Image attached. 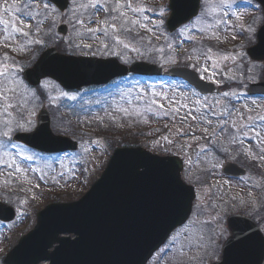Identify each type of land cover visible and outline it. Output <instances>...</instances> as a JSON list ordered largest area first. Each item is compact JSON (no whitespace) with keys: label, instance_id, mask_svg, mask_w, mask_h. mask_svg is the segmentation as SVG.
<instances>
[{"label":"snow or ice","instance_id":"snow-or-ice-1","mask_svg":"<svg viewBox=\"0 0 264 264\" xmlns=\"http://www.w3.org/2000/svg\"><path fill=\"white\" fill-rule=\"evenodd\" d=\"M259 2L264 4V0H259ZM234 5L236 6L235 10ZM248 6L251 7L250 4ZM198 7L199 15H197ZM239 7L237 0H203L202 5L199 0L195 4L191 0H175V3L172 2L170 5L156 10L155 14L158 19L153 20L146 15V12L153 10L135 4L134 0H66V7L63 10L57 6L54 0H19V2L14 0L11 4L6 3L0 6V45L8 47L12 52H26L36 45L43 47L45 39L41 38V33L43 32L46 37L54 38L53 28L57 26V22L67 21L73 30V36L67 41L72 49L91 50L95 45L98 51L116 57L123 64L130 63L131 54L135 53L140 59H147L163 68L165 65L179 63L178 59L172 55L175 52L174 44L165 36L164 46L154 45L152 39L145 37L142 32L164 35L161 30L167 24L168 27L177 30V36L185 37V33H188L189 35L185 38L195 41V36L191 35L194 28L189 26L192 23V18L195 17V24L199 25L198 28H195L196 31L206 39L219 40L218 32L222 27L225 29L236 28L235 23H230L231 18H235L237 22L242 19L244 13L239 11ZM169 8L172 15L166 21L165 15ZM99 14H103L102 20L95 19ZM5 16L8 18H4ZM184 21H189V24H184ZM46 23L48 28L45 31L43 26ZM92 24L96 26H90ZM180 25L183 27H178ZM240 27L243 30V26ZM246 31L249 34L246 38L251 40L255 34L254 29L249 27ZM85 40H90L91 43H85ZM193 52H198V55L195 58L193 55H189L187 59L194 60V62L184 66L185 69H191L189 75L195 84L194 87L185 85L188 87L190 95L180 91L179 85L169 94L162 90L157 91L155 84L142 83L140 79L136 78L114 81L113 86L117 89L119 101L113 96V102L118 105L113 111L122 114L121 118L140 117L144 123L148 122L145 117L151 114L155 117L178 120L181 124L193 121L207 125L208 127L203 128V131L211 142V146L196 145V147H192L191 144L188 145L196 153V161L205 165L202 170L204 172L223 169L225 158L232 152L251 157V159L264 164V115L250 114L245 117L238 109L231 106V99L240 95L235 91L222 93V98L228 103L223 104L219 111L216 106L221 104L220 100L209 102L206 96L201 98L200 93L196 91V88L200 86L199 81L205 80L206 74L210 72L214 78L216 74L214 69L218 66V60L214 59L215 54L210 47L193 49ZM243 57V52H235L223 55L220 59L235 64L237 61L242 62ZM209 61L212 62V69L208 67ZM228 70L232 71L231 68ZM36 72H39V75L34 77L33 73ZM48 75H50V69H42L40 63L27 69L25 63H21L7 54L0 58V166L11 169L12 172L9 175H27L28 170L21 167V164L17 162L18 159L33 161L42 158L29 154L28 145H22L17 141L48 135L45 129L35 125L32 119L34 108L27 107L30 99H38V93L42 94L49 88L47 81L40 80V77ZM225 78L238 79L235 76H226ZM32 84L36 87H30ZM62 95L71 100L76 99L74 95L68 96L67 93H62ZM109 95L111 96L112 93L110 92ZM256 95L264 100V91ZM120 101H123L128 107L119 106ZM251 103L254 107L249 109V112L258 113L260 105H257L256 100H252ZM182 111L183 114H181ZM111 119L116 122L117 117L111 116ZM213 119L216 120L215 125H213ZM208 128H212V131L208 132ZM175 135L176 138L187 135L195 136V131L191 126L187 129L177 127ZM245 137H249V144L256 145L255 151L251 147H244ZM161 139L168 145L176 143V140L169 139L167 136ZM92 143L98 144L99 141ZM158 143V141L155 142V144ZM83 151L88 152L89 149L83 147ZM177 151H183V147ZM233 158L235 157L233 156ZM61 159L59 156L56 157L57 161H61ZM188 164V171L191 172L193 161L190 157ZM31 170L39 171V169ZM64 174L61 172L58 175L63 178ZM52 179L56 180V177L54 176ZM186 179L191 183L190 176H186ZM196 181L202 183L201 177L197 176ZM7 183L5 181L6 185ZM189 189L191 191V188ZM19 203L23 205L27 201L20 200ZM250 203L243 199L236 201L232 197L225 199L224 195H217L211 187H208L204 190L203 199L196 206L195 216L199 217L205 214L211 216L210 220L203 221V225L212 226L211 231L216 239L224 237L225 233L231 229V236L227 238L226 247L234 246V242L243 244L257 236L264 240V236L260 235V229H256L248 219L230 217V213L235 207H247ZM8 211L10 209L0 207V212ZM19 211L17 209V212ZM252 211L255 212L256 209L253 208ZM251 214L250 212L249 215ZM253 229L255 231L250 232ZM187 231L186 228L185 232ZM200 239L202 240L203 237L201 236Z\"/></svg>","mask_w":264,"mask_h":264},{"label":"rangeland","instance_id":"rangeland-1","mask_svg":"<svg viewBox=\"0 0 264 264\" xmlns=\"http://www.w3.org/2000/svg\"><path fill=\"white\" fill-rule=\"evenodd\" d=\"M166 1L167 0H134V3L144 6L148 9H152L153 11L146 12V15H148L153 20H157L158 16H156L155 12L160 7L166 6ZM13 2L14 0H0V6L6 3L11 4ZM16 2H19V0H16ZM237 2L240 5L239 11L241 13H244L242 19L237 22L235 21V18H231L230 23H235L237 25L236 28L225 29L222 27L221 30H219L218 32L219 40L212 39V42H214L215 45H213L214 43L212 45L208 43L209 45L204 46L203 44H200L198 42L195 43V41L188 40L185 38L189 35L188 33H185V37H179L176 35L175 32V39H172L173 35L171 33L165 32V29L161 30L164 32V35H153L152 33H149V35H143L150 39H152L151 36L154 37V39H152L154 45H160L159 43L161 40H164L165 44V36H167L174 45L176 44L178 46L179 50H183L182 52L184 54L178 56L174 54L172 55H174L179 62L182 61L185 64L194 62V60L189 61L187 59L189 55H193L194 58L196 55H198V52H193L192 47H196L194 49H200L201 47L212 48L213 53L215 54L214 59L218 60V66L214 69L216 73L214 78L211 76L210 72L206 74L205 80H211L212 82L220 86L221 92L219 95L206 96L208 98V101L214 102L215 100H220L221 104L216 106L217 110L219 111L223 104L228 103L227 100H224L222 98V93L225 91H235L237 93H240V95L231 99V106H234L236 109H238L239 112L243 113L245 117L250 114L264 115V100H262L260 97H250L248 96V94H246L247 87L252 81L254 82L259 78L264 77V63L259 64L252 61L250 62L248 57L246 56V52L242 48V45L239 44L235 48V40L239 38L242 40L244 39V41L246 40L244 38L245 34L243 30L239 27L241 25L247 26L249 24L248 21L251 19L250 27L255 29L260 25L262 21V12L261 8H258L257 4L250 2V0H237ZM202 4L203 0H201L200 5ZM249 4L251 5V7L248 6ZM235 8L236 6L234 5V10ZM167 15L168 12L165 15V19ZM4 18L8 17L5 16ZM103 18V14H99L95 19L102 20ZM59 23H64L67 25V27H69L67 35L61 36L60 34H57V26L53 28V32L55 33L54 38L46 37L42 32L41 38L45 39L46 46H56L63 53L68 55H84L90 57L94 56L98 58L112 57L98 51L97 46L95 45L91 50L72 49L67 43L69 38L73 36L72 26L67 24V21H59L57 22V25ZM90 26L95 27L96 25L92 24ZM189 26L194 28V31L191 33V35L195 36L196 39L204 37L198 31L195 30V28L199 27V25L195 24V18L192 19V23L189 24ZM43 28L46 31L48 28V24L46 23ZM233 36H235V39H233ZM84 42L91 43L90 40H85ZM39 47L40 46L38 45L33 46L31 49H34V51L28 50L30 52L27 54L25 61H18L21 63H25V65L27 66V64L29 63V59L33 60L37 57L36 55H38V50L36 51V48L38 49ZM6 49H8V47L0 45L1 58L5 55ZM93 52H95L96 54L93 55ZM235 52L244 53L242 62L237 61L235 64H233L230 61L225 62L220 59V57H222L223 55L234 54ZM131 56L132 60L130 61V63L136 59L144 60L137 57L135 53H132ZM201 63H203V61H201ZM208 67L212 69L211 61L208 62ZM229 68L232 69L231 72L228 70ZM226 76H235L238 79L229 80L225 78ZM133 78L140 79L142 83L147 82L150 84H155L157 91L162 90L169 94H171L173 90H176L177 85H179L180 91L185 92L186 95H190L188 87H185V85L187 84L181 80L172 81L168 79H161L160 81H152L146 78L144 79L135 76L126 77L123 80ZM41 81H47L49 83V88L43 91L42 94L38 93V99H30L27 105L29 109L34 108V115L32 119L35 125L37 113L39 112L40 108L45 107L48 113H50V124L53 132L58 134H65L68 136H71L73 133H77L75 139L77 138L76 140L78 141L79 149L71 155H58L62 158L61 161L56 160V157H58L56 155H41L37 154L33 150H30L29 154H34L42 158L33 161H21L18 159L17 162L21 164V167L28 170L26 176H24L23 174H18L15 176L9 175L12 170L0 166V183L6 185L5 181H7L9 182L7 183L8 188L11 184L14 189H20L25 191V197L22 196L19 198L15 195L4 196L0 194V199L1 197H4L7 201L13 202V204L11 205H13L16 210V215L13 219V222H11L10 224H0V264H3L4 255L11 247H13V245L16 243V240L19 239L21 234L23 235L25 232H27L33 227L35 220L34 217L32 218L31 210L33 208H37V211L39 208H41V206L44 205V203H47L48 198L50 200L54 199L51 198L53 196L49 197V195L45 196L44 193H40L43 188L49 190H53L54 188H60L62 190L72 189L74 187H78L76 185L79 184L81 180H83L85 184H81L82 189H80L82 191L80 192V194H82L86 191V189L89 188L88 185L91 183V181H94L96 180V178H98L100 172L106 165V161L112 154L111 146L106 143L109 138L107 136L104 137L102 134L105 131L112 132L113 130L111 129L114 128H120L121 130H126L129 128L133 130L137 129L144 134L135 138L132 135H126V137H122V140L126 141V139H135L136 141L141 142L147 148V150L151 151L154 154H174L178 157H181L182 160H184L185 162L182 177L187 183H189V181L188 179H186V176H190L192 178L191 183L189 184L195 187L196 197L193 202L194 205L191 211L192 214L186 222L187 226L183 230L176 232L168 244V247H171L170 244L172 242L177 243V247H171V249L174 250V252L171 254L173 257L172 259L175 260L176 263L187 264L189 261L191 262V260H189L187 256H190V258L195 259V254L198 253H201V255L199 258H196L195 264L201 263L200 258L206 256H213L216 248L220 247L222 245L221 243L229 235L227 231L224 237L216 239L211 231L212 226L203 225V221L210 220L211 216L207 214L201 215L199 217L195 216L196 206L199 201L203 199L204 190L206 188H212L214 184L217 185L220 183L219 186H217L216 188V191L218 190L217 195H224L225 199L232 197L235 198L236 201L246 198L247 201L251 202V208H255L256 211L260 207V199L264 200V178L254 177L248 172L243 180H240V182H235L236 191L233 190V184L227 186L228 182L225 183L224 176L222 174V169H217L216 171H214L213 173H215V176H213L212 179L209 180L207 178H204L206 176L205 174H207L206 172L202 171L205 168V165L196 161V153L193 152L192 149L188 147V145L191 144L192 147H196V145L205 147L211 146V142L203 131V128L208 127L207 125L198 124L193 121H188L186 123L181 124L178 120L173 121L168 117H155L151 114H148L145 117L148 121L147 123H144L143 119H141L140 117L121 118L122 114L113 111V109L118 106L116 103L113 102V96H115L116 100L119 101L117 89L114 88L113 83H111L109 87L107 86L106 88H103V90H96V88H82L80 92H67L61 86H59L56 81L52 80L51 78H45ZM118 81L121 80H116V82ZM110 92L112 93L111 96L109 95ZM62 93H67L68 96L74 95L76 96V99H68L67 96H63ZM200 96L201 98L205 97L203 95ZM252 100H256L257 105H260L258 113L249 112V109H252L254 107L251 103ZM97 101H99V103H97ZM164 103L166 104L167 102L165 101ZM119 106L128 107V105L125 104L123 101L119 102ZM181 114H183V111L181 112ZM111 116L117 117L116 122H113ZM212 122L213 125L216 124L215 119H213ZM189 126H191V128L195 131V136L187 135L176 138L175 130L177 127L187 129ZM78 127H82V129L85 128L86 130H88V133H79L80 131L78 130ZM96 131H98V133ZM211 131L212 128H208V132ZM165 136L169 137V139L176 140L175 145H168L164 140L161 139ZM244 140V147H251L255 151L256 145L254 143H248L249 137H245ZM93 141H99V143H92ZM157 141L159 143L155 144V142ZM82 146L87 147L89 151L84 152ZM181 147H183V151H177V149ZM233 156L235 158H233ZM239 156L240 155H238L236 152H232L231 155L225 158V162L235 161L237 163H240L241 160ZM189 157L193 161L191 172L188 171ZM48 165H51V167H48ZM261 166L264 168V164L261 163ZM31 169H39V171H32ZM61 172L65 173L63 178H60V176L58 175ZM54 176L56 177V180L52 179V177ZM197 176L201 177L202 183H197ZM207 181H209L210 184H208ZM219 187L220 190L218 189ZM45 192H48V190ZM79 196L80 195L76 194L72 195L74 200H76V198H78ZM20 200H26L27 203L21 205L19 203ZM237 208L240 209L238 206L235 207L233 210H237ZM17 209H19L20 211L17 212ZM36 211L34 212V215ZM30 218H32V220ZM186 228L188 229L187 232H185ZM262 231H264V225L262 227ZM201 236L203 237L202 240L200 239ZM210 236L212 237L211 239L209 238ZM219 253L220 252L218 248L215 255H217L218 257ZM166 262H164V264ZM193 262L194 261L189 264H193ZM166 264L172 263L167 262Z\"/></svg>","mask_w":264,"mask_h":264},{"label":"water","instance_id":"water-1","mask_svg":"<svg viewBox=\"0 0 264 264\" xmlns=\"http://www.w3.org/2000/svg\"><path fill=\"white\" fill-rule=\"evenodd\" d=\"M169 1L170 4L175 3V0ZM54 2L61 10L66 7V0ZM191 2L195 4L197 0ZM260 5L264 17V4ZM171 15L172 12L168 19ZM168 29L175 30L170 27ZM58 30L66 34L67 27L65 30V26H59ZM257 40L255 45L247 49V53L254 61H264V23L257 34ZM37 63H40L42 69H50V75L46 77L53 78L68 90L80 89L84 85H102L113 77L129 73L178 77L195 86L189 75L191 70L176 67L164 71L156 64L145 61H136L126 66L119 64L115 58L65 56L58 54L54 48H48L40 55ZM37 75L39 72L33 73L34 77ZM199 85L196 89L202 94L218 92L210 82L199 81ZM262 91L264 81L252 84L248 94ZM37 120L38 127L45 129L48 135L28 138L22 142L46 152H63L77 147L69 139L50 132L49 116L44 110L40 111ZM107 164L102 176L80 200L50 204L38 213L34 229L19 241L4 262L145 264L169 233L189 217L194 192L180 180L182 162L175 157H158L138 147L116 149ZM224 169L232 174L243 173L235 164H229ZM0 207L10 209L3 204ZM13 215L11 209L0 212V219L11 220ZM236 217L243 218L239 215ZM229 231L231 233V229ZM260 235L263 236L261 232ZM226 243L227 239L222 261L217 264H262L264 240L258 236L243 244L234 242V246L226 247ZM53 246L54 249L50 250Z\"/></svg>","mask_w":264,"mask_h":264},{"label":"flooded vegetation","instance_id":"flooded-vegetation-1","mask_svg":"<svg viewBox=\"0 0 264 264\" xmlns=\"http://www.w3.org/2000/svg\"><path fill=\"white\" fill-rule=\"evenodd\" d=\"M248 207V206H247ZM246 207V208H247ZM200 255H201V253H199V254H196L195 256H196V258L198 257H200ZM200 259H203V260H205V263L204 264H209V263H211L212 261H214V259H211V257H201ZM211 259V260H210ZM149 264H151V261L149 262Z\"/></svg>","mask_w":264,"mask_h":264},{"label":"trees","instance_id":"trees-1","mask_svg":"<svg viewBox=\"0 0 264 264\" xmlns=\"http://www.w3.org/2000/svg\"><path fill=\"white\" fill-rule=\"evenodd\" d=\"M163 42V41H162Z\"/></svg>","mask_w":264,"mask_h":264}]
</instances>
